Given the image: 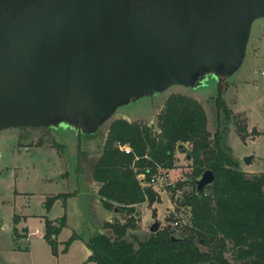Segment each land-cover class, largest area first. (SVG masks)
I'll list each match as a JSON object with an SVG mask.
<instances>
[{
	"label": "water",
	"instance_id": "water-1",
	"mask_svg": "<svg viewBox=\"0 0 264 264\" xmlns=\"http://www.w3.org/2000/svg\"><path fill=\"white\" fill-rule=\"evenodd\" d=\"M259 18L264 0H0V131L63 122L91 132L154 91L195 88L209 74L219 84ZM176 152L191 160L183 144ZM186 182L200 198L215 175Z\"/></svg>",
	"mask_w": 264,
	"mask_h": 264
},
{
	"label": "rangeland",
	"instance_id": "rangeland-1",
	"mask_svg": "<svg viewBox=\"0 0 264 264\" xmlns=\"http://www.w3.org/2000/svg\"><path fill=\"white\" fill-rule=\"evenodd\" d=\"M250 29L242 61L227 80L220 81L225 88L221 110L215 104L218 82L209 74L195 88L173 85L145 95L136 103L117 109L95 131L84 133L80 125L75 128L63 122L50 128L1 130L0 264H93L87 262L85 246L92 235L105 234L102 227L107 220L122 224L132 219L134 228L126 235L129 240L132 236L139 240L149 237V227L156 219L162 222L159 231L165 230L176 238L188 235L195 186L186 179L193 177V169L191 160L186 161L178 152L175 151V167L165 171L166 182L147 186V178L138 170L136 179L145 192L144 200L128 208L112 204L110 210L103 209L90 179L91 168L102 155L110 124L123 118L158 133L156 117L171 94L188 96L201 104L208 117L207 131L212 143H216L215 132L219 131V145L236 164L235 170L246 176L264 173V18L255 20ZM184 146L189 152L190 145ZM248 156L252 159L244 164L243 158ZM147 189L153 192V202ZM55 194H66L68 198L48 205V199ZM210 194L207 188L203 196ZM169 214H174V218L170 219ZM63 216L66 227L57 236L58 254L53 257L43 239L44 221L56 222ZM14 217L21 222L15 225ZM24 217L27 218L23 225ZM176 218L182 221V227L174 225ZM26 227L35 234L15 239L14 230L22 232ZM38 232L40 235H36ZM73 234L78 239L67 246ZM234 252L228 240L223 259L228 264H241Z\"/></svg>",
	"mask_w": 264,
	"mask_h": 264
},
{
	"label": "trees",
	"instance_id": "trees-1",
	"mask_svg": "<svg viewBox=\"0 0 264 264\" xmlns=\"http://www.w3.org/2000/svg\"><path fill=\"white\" fill-rule=\"evenodd\" d=\"M222 83L217 86L215 104L224 107ZM157 115L158 133L141 123H131L119 118L114 120L107 131L101 156L91 168V179L100 185L98 197L103 209L110 210L112 204L128 208L144 200L136 176L139 172L147 181L155 175L157 168L172 170L175 167L176 147L190 145L193 178L207 169L215 175L211 194L195 193L191 208V228L179 241H171V233L165 230L151 234L144 240L127 231L134 228L132 219L126 223L105 222V234L89 238L86 247L92 252L88 261L95 264H228L223 259L226 242L232 243L237 260L241 264H264V173L246 176L234 168L236 164L220 147L216 131V143H212L207 131L208 117L201 104L181 94H171ZM119 146H128L130 154L119 151ZM189 179V178H188ZM150 201L153 192L147 189ZM66 194L49 198L47 204ZM19 218L14 217L17 225ZM43 239L50 247L52 256L58 254L56 241L60 231L66 227L65 216L56 222L44 221ZM109 232V234L107 233ZM28 230H14L15 239L27 237ZM78 237L73 234L66 245ZM207 248V252L200 250ZM87 261V262H88Z\"/></svg>",
	"mask_w": 264,
	"mask_h": 264
},
{
	"label": "built area",
	"instance_id": "built-area-1",
	"mask_svg": "<svg viewBox=\"0 0 264 264\" xmlns=\"http://www.w3.org/2000/svg\"><path fill=\"white\" fill-rule=\"evenodd\" d=\"M118 149H119V151H123L126 154L131 153V149L128 146H119L118 145ZM165 171L166 170H163V169L158 167L155 175L151 176L149 181H147V186H155L158 183L166 182V179L168 177V175H166V172H168V171H166V172ZM142 176L145 177L143 174H142ZM174 225L176 227H182V221H180V219L176 218L174 220Z\"/></svg>",
	"mask_w": 264,
	"mask_h": 264
},
{
	"label": "crops",
	"instance_id": "crops-1",
	"mask_svg": "<svg viewBox=\"0 0 264 264\" xmlns=\"http://www.w3.org/2000/svg\"><path fill=\"white\" fill-rule=\"evenodd\" d=\"M90 179H91V176H90ZM92 180V179H91ZM93 183V185H94V188L96 189V193H98V191H99V184H97V183H95V182H92ZM56 195V194H55ZM98 203H99V201H98ZM64 204V206H66V204L67 203H63ZM100 204V203H99ZM26 218L27 217H24L23 218V221H22V224L24 225V224H26ZM21 220V219H20ZM19 222H21V221H19ZM51 222H53V221H51ZM105 222H109V220H107V221H105ZM105 222H103V224L105 223ZM45 227V226H44ZM27 228V230H28V235L30 236H32L33 234H35V232H32V233H29V228L28 227H26ZM36 235H40V232H38V234H36ZM43 235H44V232H43ZM86 247V246H85ZM87 248V247H86ZM87 261H88V259H87ZM93 264H95V263H93Z\"/></svg>",
	"mask_w": 264,
	"mask_h": 264
},
{
	"label": "flooded vegetation",
	"instance_id": "flooded-vegetation-1",
	"mask_svg": "<svg viewBox=\"0 0 264 264\" xmlns=\"http://www.w3.org/2000/svg\"><path fill=\"white\" fill-rule=\"evenodd\" d=\"M192 184V183H191ZM194 186V185H193Z\"/></svg>",
	"mask_w": 264,
	"mask_h": 264
}]
</instances>
